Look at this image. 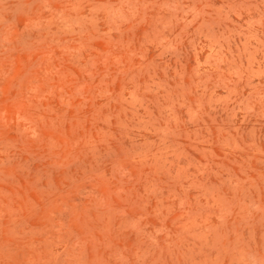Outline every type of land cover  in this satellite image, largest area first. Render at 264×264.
Segmentation results:
<instances>
[{
  "label": "rangeland",
  "instance_id": "374dc122",
  "mask_svg": "<svg viewBox=\"0 0 264 264\" xmlns=\"http://www.w3.org/2000/svg\"><path fill=\"white\" fill-rule=\"evenodd\" d=\"M0 264H264V0H0Z\"/></svg>",
  "mask_w": 264,
  "mask_h": 264
}]
</instances>
